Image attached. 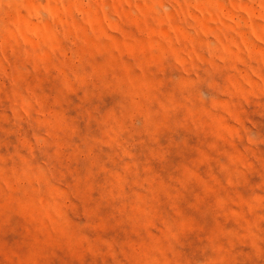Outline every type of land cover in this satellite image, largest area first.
<instances>
[{
    "label": "clouds",
    "instance_id": "9594fccd",
    "mask_svg": "<svg viewBox=\"0 0 264 264\" xmlns=\"http://www.w3.org/2000/svg\"><path fill=\"white\" fill-rule=\"evenodd\" d=\"M0 264H264V0H0Z\"/></svg>",
    "mask_w": 264,
    "mask_h": 264
}]
</instances>
